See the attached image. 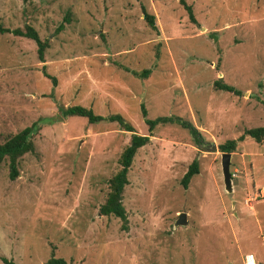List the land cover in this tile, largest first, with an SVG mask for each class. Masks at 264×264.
Returning a JSON list of instances; mask_svg holds the SVG:
<instances>
[{"label":"rangeland","instance_id":"obj_1","mask_svg":"<svg viewBox=\"0 0 264 264\" xmlns=\"http://www.w3.org/2000/svg\"><path fill=\"white\" fill-rule=\"evenodd\" d=\"M184 2L195 24L178 0H0L2 27L30 25L48 41L39 63L33 41L0 34V142L35 129L15 180L0 164V256L15 264H42L51 252L66 264H245L250 255L264 264V138L237 140L264 126V0ZM218 79L239 94L215 90ZM141 105L149 120L191 123L202 140L175 121L155 128L127 173L123 231L98 208L131 133L60 109L119 114L147 135ZM227 140L236 141L231 192L221 153L207 152ZM193 160L198 174L183 189ZM179 214L187 224L174 227Z\"/></svg>","mask_w":264,"mask_h":264},{"label":"trees","instance_id":"obj_2","mask_svg":"<svg viewBox=\"0 0 264 264\" xmlns=\"http://www.w3.org/2000/svg\"><path fill=\"white\" fill-rule=\"evenodd\" d=\"M179 4L183 7L185 12L187 13L188 19L191 23L195 24V20L192 15L191 7L187 5L184 0H178ZM142 9L143 19L146 21L148 26L156 31V26L154 24V17L152 15H148L144 8ZM69 21L68 14L63 18V22ZM63 29V25L60 24L56 32H60ZM0 34H12L16 37L26 38L31 40L36 45V57L39 63L44 62V54L46 49H48V41L41 40L36 33V31L30 25H24L22 29H8L4 28L0 25ZM44 65H42V68ZM142 77H147L149 71H143ZM50 78L49 76H47ZM52 83L56 85V79L51 77ZM212 86L215 90L232 93L234 95H238L239 92L236 91L232 86L225 84L221 81V79L215 80L212 83ZM60 113L62 117H80L84 118L88 124H95L98 122H109L116 123L120 130L124 132H130L129 143L124 147L122 152L118 158L119 169L109 178L108 180V191L106 193L104 202L99 206L98 212L101 216H111L120 220V228L123 231L128 229V221L126 212L122 205V193L124 187L128 184L127 173L131 166L134 155L137 150L143 146H145L149 142V138L152 136V132L155 128L159 126H164L168 123L176 122L180 123L188 133H190L192 141L195 144L200 143L201 137L199 131L191 124L187 122H183L175 117H158L153 120H149L146 118V111L144 107L141 105V117L143 119L144 124L147 126V135H138L135 133L133 127L123 119V117L119 114H113L108 116H99L94 115L91 109H87L81 106H70L66 108H61ZM34 129V124L29 127H25L19 132L10 135L3 142H0V164L6 160L7 169H8V179L13 181L18 176V164L19 160L28 153L34 152V144L32 141V136ZM244 137H249L256 143H260L264 138V126L258 128H252L246 130L237 140H242ZM236 148L235 140H227L222 144L217 146V151L219 153H232ZM198 174V164L196 160H193L187 167L186 172L180 179V186L183 189H186L191 178L194 175ZM53 252H51V257L42 264H66L62 259H56L53 257ZM0 261L3 264H15L12 260H8L2 256H0Z\"/></svg>","mask_w":264,"mask_h":264},{"label":"water","instance_id":"obj_3","mask_svg":"<svg viewBox=\"0 0 264 264\" xmlns=\"http://www.w3.org/2000/svg\"><path fill=\"white\" fill-rule=\"evenodd\" d=\"M217 147L214 143L210 144V149L207 150V152H216ZM230 153H221L220 154V170H221V176H222V183L224 190L226 192L232 191V185H231V174L229 172V166H230ZM187 224L186 216L185 214H179L177 216V219L173 223L174 227L177 226H185Z\"/></svg>","mask_w":264,"mask_h":264},{"label":"built area","instance_id":"obj_4","mask_svg":"<svg viewBox=\"0 0 264 264\" xmlns=\"http://www.w3.org/2000/svg\"><path fill=\"white\" fill-rule=\"evenodd\" d=\"M248 260H250V263H249ZM245 264H253V261H251V257H250V256H247V257H246Z\"/></svg>","mask_w":264,"mask_h":264},{"label":"bare ground","instance_id":"obj_5","mask_svg":"<svg viewBox=\"0 0 264 264\" xmlns=\"http://www.w3.org/2000/svg\"><path fill=\"white\" fill-rule=\"evenodd\" d=\"M248 261H249V263H250V260H248ZM251 261H253L252 258H251Z\"/></svg>","mask_w":264,"mask_h":264},{"label":"crops","instance_id":"obj_6","mask_svg":"<svg viewBox=\"0 0 264 264\" xmlns=\"http://www.w3.org/2000/svg\"><path fill=\"white\" fill-rule=\"evenodd\" d=\"M216 147H217V146H216ZM247 256H250V255H247ZM247 256H246V257H247ZM253 264H254V262H253Z\"/></svg>","mask_w":264,"mask_h":264}]
</instances>
